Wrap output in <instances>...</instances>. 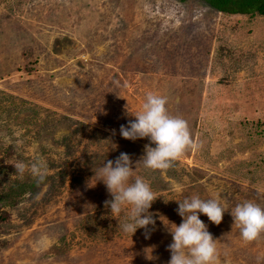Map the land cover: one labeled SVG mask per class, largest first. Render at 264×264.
Wrapping results in <instances>:
<instances>
[{"label":"rangeland","instance_id":"374dc122","mask_svg":"<svg viewBox=\"0 0 264 264\" xmlns=\"http://www.w3.org/2000/svg\"><path fill=\"white\" fill-rule=\"evenodd\" d=\"M149 92L201 145L163 174L140 161L147 138L119 134ZM121 152L158 197L150 238L123 232L92 180L94 161ZM16 187L15 203L0 198V264H168L175 200L264 207V16L202 0H0V196ZM200 219L219 264H264V235L244 241L230 210Z\"/></svg>","mask_w":264,"mask_h":264},{"label":"clouds","instance_id":"9594fccd","mask_svg":"<svg viewBox=\"0 0 264 264\" xmlns=\"http://www.w3.org/2000/svg\"><path fill=\"white\" fill-rule=\"evenodd\" d=\"M167 104V97L149 92L141 111L131 114L126 106V114L134 116L135 120L130 119L127 125H121L119 129L124 139L136 141L147 138L150 141L144 146L145 154L140 161H143L146 168L158 170L162 174L188 151H196L201 146L193 138L188 122L182 117L171 115ZM112 131L115 134V130ZM94 163L95 175L92 180L95 178L96 183L102 181L105 184L112 197L105 201V207L119 221L118 227L131 235L143 228L146 238H150L156 220L149 210L158 197L149 183L134 176L135 166L129 154L121 152L114 161L106 160L99 167ZM17 170L23 172V165H18ZM175 201L182 222L177 226L161 217L173 237L167 249L171 253L168 264H219L218 240L214 239L207 225L200 219L201 213L219 225L224 213L230 210L234 226L239 228L246 242L256 241L264 235V207L252 201L239 203L231 209L225 208L218 198L205 200L198 195ZM125 209H128L127 219L122 222L119 214ZM168 224L172 227L169 228Z\"/></svg>","mask_w":264,"mask_h":264},{"label":"trees","instance_id":"16d2710c","mask_svg":"<svg viewBox=\"0 0 264 264\" xmlns=\"http://www.w3.org/2000/svg\"><path fill=\"white\" fill-rule=\"evenodd\" d=\"M208 4L211 8L226 14H244L249 17H254L256 15L264 16V0H202ZM26 70L31 71V67L28 66V62L24 67ZM8 170L11 172H18L17 166L14 165H5ZM40 177H36L34 181V186H37L40 183L38 180ZM19 194V189H4L2 196L5 201L12 199L15 203V196ZM9 198V199H8ZM5 211L0 209V219H4Z\"/></svg>","mask_w":264,"mask_h":264}]
</instances>
